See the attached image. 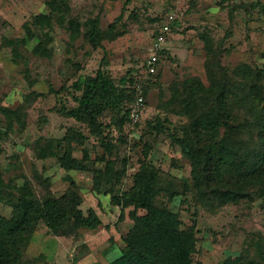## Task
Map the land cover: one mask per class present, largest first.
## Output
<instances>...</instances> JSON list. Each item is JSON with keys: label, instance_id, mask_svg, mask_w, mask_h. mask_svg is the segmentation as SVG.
<instances>
[{"label": "rangeland", "instance_id": "obj_1", "mask_svg": "<svg viewBox=\"0 0 264 264\" xmlns=\"http://www.w3.org/2000/svg\"><path fill=\"white\" fill-rule=\"evenodd\" d=\"M46 1L0 0V110L19 107L24 122L23 128L15 123L7 129L0 111L1 171L4 180L14 186V195L15 187L26 179L40 195L43 186L39 180L43 178L49 179L54 195H61L69 184L66 176H70L82 196L80 208H94L103 222L96 229L83 228L77 236H66L50 233L40 221L24 248L25 258L32 260V264H105L120 254L122 235L132 226L128 208L119 219L120 210L110 205L109 196L91 191L90 171H65L55 157L40 159L34 149L38 139H60L68 127L88 134L83 124L62 116L59 109L62 105L75 106L73 81L81 75H93L102 60L106 64L103 68L114 80L128 70L137 78L152 80L137 125L129 122L124 127L128 142L120 147V156L129 159V176L138 167L143 143L149 145L148 159L161 170L162 186L171 182L170 187L177 191L171 199L159 195L158 202L178 212L182 228L194 225L197 230L192 264H229L230 258L254 256L257 248L264 253V197L225 205L214 213L195 207L191 201L193 193L183 188V182H192L189 159L170 144V133L178 131L186 119L165 111L164 107L172 89L180 86V90L183 80L197 76L208 84L203 34L213 46H221L223 65L233 69L239 63H247L262 72L264 84V17L259 7H249L250 3L264 0H64L69 14L81 25L88 18L98 17L101 29L114 23V33L118 35L104 39L102 47L93 48L82 36L72 38L66 27L30 26L37 36L18 43L19 56H14L3 39H23L24 26L30 25L32 16L48 13ZM171 10L176 13L177 24L163 45L165 52L157 62L155 75L149 77L145 63L154 55V36L164 15ZM45 31L49 33L51 53L41 57L33 53V48ZM104 120L108 123L109 115ZM159 121L161 132L151 130L147 124L155 126ZM111 132V136H118L115 129L111 128ZM134 144L137 145L133 147ZM85 146L92 158L102 152L91 135ZM73 154L80 157L81 146L75 145ZM130 184L127 178L125 187ZM6 194L0 200V215L10 217L15 198L7 191Z\"/></svg>", "mask_w": 264, "mask_h": 264}, {"label": "trees", "instance_id": "obj_2", "mask_svg": "<svg viewBox=\"0 0 264 264\" xmlns=\"http://www.w3.org/2000/svg\"><path fill=\"white\" fill-rule=\"evenodd\" d=\"M46 6L48 13L32 16L30 25L24 26L23 39H3L14 56H19L18 43L24 44L37 36L30 26L36 29H51L53 24L66 27L72 38L82 36L93 48L102 47L104 39L118 35L114 33V23L106 30L101 29L98 17L88 18L81 25L69 14V5L64 0H47ZM249 7H259L264 17V2L250 3ZM201 38L208 84L197 76L183 80L180 90V86L172 89L166 102L168 106L164 107L165 111L186 119L178 131L170 133V144L189 159L192 182H183V188L193 193L191 201L195 207L214 213L225 205L264 197V84L259 69L247 63L227 68L220 60L221 46H213L206 34ZM49 41L48 31L41 33L33 53L50 56ZM164 52L163 47L154 51L155 66ZM102 61L93 75H81L73 81L75 106L62 105L59 109L62 116L83 124L88 134L68 127L60 139L40 138L34 145L37 156L40 159L55 157L65 171H90L91 191L108 195L110 205L120 210L119 219L123 218L124 210L129 209L132 226L122 235L120 254L105 264H192L197 230L194 225L182 228L178 212L158 202L159 195L171 199L177 191L170 187L171 182L162 186L161 170L148 159L149 145L143 143L138 167L129 176V159L120 156V147L128 142L124 127L129 122L133 126L138 123L130 119L129 105L139 94L144 97L152 80L137 78L131 70L114 80L103 68L106 64ZM146 73L150 77L156 71L149 73L146 68ZM0 111L7 129H12L15 123L24 127L21 108ZM108 115L107 123L104 118ZM159 123L161 121L152 126L147 122L151 130L161 132L163 127ZM111 128L118 136H111ZM89 135L102 150L94 158L85 146ZM75 145L81 146L80 157L73 154ZM93 162L102 165L92 166ZM127 178L131 184L125 187ZM66 179L69 184L58 196L51 191L48 178L39 180L43 186L40 195L27 179L15 187L14 195L11 191L14 186L4 180L0 167V200L7 197L6 191L15 198L11 216L0 215V264H32V260L25 258L24 248L40 221L50 233L66 236H77L80 229H96L102 224L94 208L85 211L80 208L82 196L77 184L70 176ZM227 263L264 264V253L257 248L254 256L230 258Z\"/></svg>", "mask_w": 264, "mask_h": 264}, {"label": "built area", "instance_id": "obj_3", "mask_svg": "<svg viewBox=\"0 0 264 264\" xmlns=\"http://www.w3.org/2000/svg\"><path fill=\"white\" fill-rule=\"evenodd\" d=\"M177 20L176 13L171 10L168 11L164 15V20L162 24L159 27V31L154 37L153 41V49L154 51H158L163 47V45L166 43L169 35L171 34L175 21ZM155 55L151 56L146 60L145 66L148 70L149 73H154L156 71V66H155ZM143 105H144V97L139 94L134 101L129 105V117L133 121H136L139 119L142 110H143Z\"/></svg>", "mask_w": 264, "mask_h": 264}, {"label": "crops", "instance_id": "obj_4", "mask_svg": "<svg viewBox=\"0 0 264 264\" xmlns=\"http://www.w3.org/2000/svg\"><path fill=\"white\" fill-rule=\"evenodd\" d=\"M100 219H101V218H100ZM101 221H102V220H101ZM102 222H103V221H102ZM110 230H112V228H111V227H110ZM111 252H112V251H111ZM111 252H110V253H111ZM110 253H109V254H110ZM112 253H113V252H112ZM111 255H112V254H111ZM117 256H118V255H117ZM117 256H115V257H117ZM115 257H114V258H115ZM112 259H113V258H112Z\"/></svg>", "mask_w": 264, "mask_h": 264}]
</instances>
